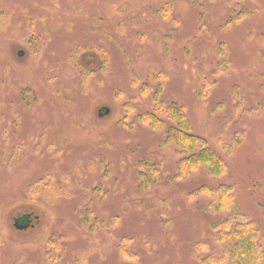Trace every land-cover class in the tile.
<instances>
[{
  "label": "rangeland",
  "instance_id": "obj_1",
  "mask_svg": "<svg viewBox=\"0 0 264 264\" xmlns=\"http://www.w3.org/2000/svg\"><path fill=\"white\" fill-rule=\"evenodd\" d=\"M235 210L264 236V0H0V264H197Z\"/></svg>",
  "mask_w": 264,
  "mask_h": 264
},
{
  "label": "trees",
  "instance_id": "obj_2",
  "mask_svg": "<svg viewBox=\"0 0 264 264\" xmlns=\"http://www.w3.org/2000/svg\"><path fill=\"white\" fill-rule=\"evenodd\" d=\"M171 116L177 127L173 128L170 136L182 147L186 155L179 162L180 174H187L199 165H206L213 173L220 175L223 172L222 159L215 151L210 149L204 139L191 132L190 124L176 103L168 104ZM153 126L161 120L154 112H145ZM198 145V146H197ZM198 148L199 151H195ZM212 205L215 208L227 209L228 200L232 203V195L228 185L216 187L213 191ZM216 236L221 242V256H207L198 259L197 264H264V236H260L248 215L235 210L216 225Z\"/></svg>",
  "mask_w": 264,
  "mask_h": 264
},
{
  "label": "water",
  "instance_id": "obj_3",
  "mask_svg": "<svg viewBox=\"0 0 264 264\" xmlns=\"http://www.w3.org/2000/svg\"><path fill=\"white\" fill-rule=\"evenodd\" d=\"M110 112L109 107H103L99 111L100 116H104ZM31 223L30 214H23L15 219V226L18 229H26Z\"/></svg>",
  "mask_w": 264,
  "mask_h": 264
},
{
  "label": "flooded vegetation",
  "instance_id": "obj_4",
  "mask_svg": "<svg viewBox=\"0 0 264 264\" xmlns=\"http://www.w3.org/2000/svg\"><path fill=\"white\" fill-rule=\"evenodd\" d=\"M23 214H30V217H31V223H30V225H29V227L32 225V223H33V215L31 214V213H23ZM23 214H21V215H23ZM20 215V216H21Z\"/></svg>",
  "mask_w": 264,
  "mask_h": 264
}]
</instances>
